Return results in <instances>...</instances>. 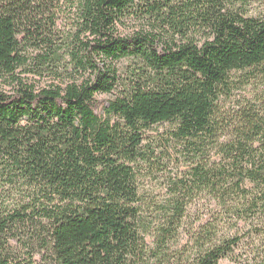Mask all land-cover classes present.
Returning <instances> with one entry per match:
<instances>
[{
  "label": "trees",
  "instance_id": "16d2710c",
  "mask_svg": "<svg viewBox=\"0 0 264 264\" xmlns=\"http://www.w3.org/2000/svg\"><path fill=\"white\" fill-rule=\"evenodd\" d=\"M245 4L0 0V264H264V99L220 108L264 75ZM165 124L190 168L146 217L144 133ZM200 194L217 209L172 251Z\"/></svg>",
  "mask_w": 264,
  "mask_h": 264
},
{
  "label": "rangeland",
  "instance_id": "374dc122",
  "mask_svg": "<svg viewBox=\"0 0 264 264\" xmlns=\"http://www.w3.org/2000/svg\"><path fill=\"white\" fill-rule=\"evenodd\" d=\"M245 1L246 4L243 6L242 11L246 12L247 16H257L264 10V0ZM142 28H144L143 25L132 22L129 23L127 28H120V32L126 35ZM252 75L247 85L234 91L230 97L221 100L220 108L226 119H229L228 116L236 109L245 108L250 104H259L264 99V75L258 72H254ZM22 77L38 87H45L49 81L47 78L39 79L30 75H23ZM0 90L9 91L10 86L7 82L0 80ZM111 98L112 96L107 95L98 96L97 99L101 102L99 114L102 113L103 107L107 106V101ZM172 130L171 125L165 124L153 126L144 133V145H147L153 151L151 162L141 163L137 168L139 196L146 217L154 214L156 203L163 202L170 196V187L173 181L185 176L184 173L190 168V164L181 157L185 154V148L171 137ZM210 158L211 161L216 159L214 152L210 153ZM11 199L12 201L15 200L14 195ZM216 209L214 202L208 195L200 194L196 196L187 208V216L183 221L177 242L171 246L172 251L183 252V247L189 240L188 233L196 229L201 223L206 222ZM151 235L146 236L150 246L152 245ZM220 264L232 263L225 260L221 261Z\"/></svg>",
  "mask_w": 264,
  "mask_h": 264
}]
</instances>
